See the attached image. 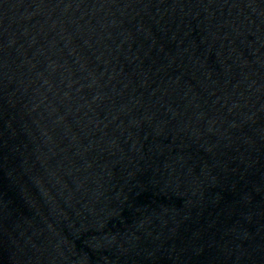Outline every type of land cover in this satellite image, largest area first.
Instances as JSON below:
<instances>
[{"label": "water", "instance_id": "95a60500", "mask_svg": "<svg viewBox=\"0 0 264 264\" xmlns=\"http://www.w3.org/2000/svg\"><path fill=\"white\" fill-rule=\"evenodd\" d=\"M0 264H264V0H0Z\"/></svg>", "mask_w": 264, "mask_h": 264}]
</instances>
